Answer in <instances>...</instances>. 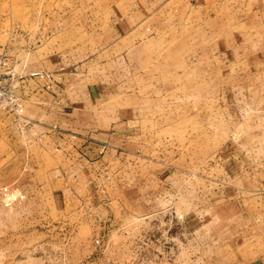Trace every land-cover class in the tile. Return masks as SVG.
<instances>
[{"label": "rangeland", "instance_id": "obj_1", "mask_svg": "<svg viewBox=\"0 0 264 264\" xmlns=\"http://www.w3.org/2000/svg\"><path fill=\"white\" fill-rule=\"evenodd\" d=\"M2 47L31 124L0 109V264H206L185 217L234 213L222 169L264 144V0H0ZM43 67L77 103L59 124L29 99ZM63 129L108 146L95 175Z\"/></svg>", "mask_w": 264, "mask_h": 264}, {"label": "crops", "instance_id": "obj_2", "mask_svg": "<svg viewBox=\"0 0 264 264\" xmlns=\"http://www.w3.org/2000/svg\"><path fill=\"white\" fill-rule=\"evenodd\" d=\"M120 26L122 29L126 28L124 24ZM44 70L43 67L42 71ZM222 74L225 75V71ZM32 81L34 84L31 83L27 86L29 99L32 102L33 98L38 95L45 98L42 102L36 103L45 109V118L49 120L51 116H55V120L59 124L67 116L71 117L77 114L76 101L65 98L66 87L64 84H61V87L53 85L52 91H50L52 93H48L34 80ZM225 91L227 92L229 89L220 88V92ZM51 97L54 101L50 100ZM63 130V139L60 141L63 143V149L66 150L65 155L69 157L75 168L84 169L95 175L96 171L102 167L103 158L98 156V146L95 145V149L91 143L86 142L91 141L89 138L94 137L93 131L80 138L79 143H73L67 139V136L71 137V135L67 134L65 130L69 129ZM251 142L253 144L249 146H239L238 149L236 148L237 150L235 149L236 154L246 157L248 163L242 162L241 159H234L232 165H226L222 169L224 171L223 186L230 185L237 191V195L233 198V203L238 205L237 210L235 208L234 213L226 215L221 212L219 204L231 201L223 197L219 198L220 200L216 201L215 205L210 206L214 199L202 197L198 202L199 205L188 212L185 217L186 225L193 233L192 235L203 242V255L207 252L206 258L203 259L205 263L207 262L206 264H264V160L257 161L251 158L264 156V144L254 140ZM59 145L61 146V143ZM224 155L221 153L219 160ZM145 199V196H142L138 197L136 201L141 204L142 201L145 202ZM153 199V204H161V198L156 199L154 196ZM127 203L130 204V198ZM146 215V213H139V216L145 217Z\"/></svg>", "mask_w": 264, "mask_h": 264}, {"label": "built area", "instance_id": "obj_3", "mask_svg": "<svg viewBox=\"0 0 264 264\" xmlns=\"http://www.w3.org/2000/svg\"><path fill=\"white\" fill-rule=\"evenodd\" d=\"M1 50L2 51H0V109L6 111L10 115H14L16 119H19L18 121L22 125L28 126L31 124V121L27 117H25L24 104H23L24 102L22 101L20 95L17 94L19 79L17 78L18 68L16 62L14 61V59L16 58V56L14 55L15 53L12 50H11V54L7 53V51L4 50V47H2ZM58 71H63V69H59ZM29 76H30L29 78L30 80H34L37 83V85H40V87L46 92H50L52 90L53 85H55L51 81L52 76L47 72L41 71L35 73L31 71ZM24 82L25 81H22L21 83ZM22 88H24V86ZM61 136L63 135L61 134ZM86 142L88 143V141ZM107 147L108 146L106 145H102L98 147L97 149L98 156H103L105 151L108 149ZM107 180L112 181L110 175L107 176ZM98 243L99 242L96 241V244Z\"/></svg>", "mask_w": 264, "mask_h": 264}]
</instances>
